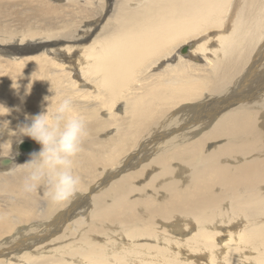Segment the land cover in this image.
<instances>
[{
  "label": "bare ground",
  "instance_id": "bare-ground-1",
  "mask_svg": "<svg viewBox=\"0 0 264 264\" xmlns=\"http://www.w3.org/2000/svg\"><path fill=\"white\" fill-rule=\"evenodd\" d=\"M77 3V15L86 6L95 18L85 34L45 36L81 51H40L58 73L49 113L68 82L87 125L77 192L56 205L43 185L23 190L25 170L0 180L16 199L15 219L0 210V239L35 227L21 239L29 251L19 249L20 263L0 264H264V0H117L96 37L109 4L96 16L93 0ZM42 96L28 101L27 117L46 109ZM23 140L0 171L30 160Z\"/></svg>",
  "mask_w": 264,
  "mask_h": 264
},
{
  "label": "rangeland",
  "instance_id": "rangeland-1",
  "mask_svg": "<svg viewBox=\"0 0 264 264\" xmlns=\"http://www.w3.org/2000/svg\"><path fill=\"white\" fill-rule=\"evenodd\" d=\"M116 1L117 0H93V3L95 4L90 7V11L92 10L94 15L96 13V16L99 15L102 8H105V4L110 5L107 6V10H104L105 17L102 23L97 27L96 31L94 32V37L100 34L102 28L104 27L103 25H106V22H108L110 17L113 15L114 10L116 9L114 7L116 6ZM75 2L72 3L70 2V0H41L40 2L39 0H0V135H2L3 132H6V134H8V141L6 142L7 145L0 147L2 148V150H0V158L7 157L12 152L14 144L19 142L20 140L31 139L26 136H21L19 130V127L25 124H30L31 122L29 119L26 118V114L29 111V108L26 106V104H28V101L37 97H41L42 95L43 99L45 97H49V101H45L44 99L45 102H43L45 103L46 108L53 102L52 100L55 98V93L60 88L59 86H57V90H55L53 93L52 91L48 92L49 90L47 88L51 87V85H53V82L55 81V78H53V76L58 73L52 74V72H55V68L50 69V65H48L49 63L46 61L45 56H42L41 52L44 51L45 48H58L62 45L68 44L78 45V47H75L73 49L72 53L81 51L79 47L83 44L79 45L80 42L63 41L58 42L57 44V42H54V38H47L45 36L51 35V33H55L57 31L58 34H65L70 30L75 31V37L83 36L85 34L84 32L92 26L90 25V23H94L95 18L90 17L87 19L86 6L82 7V13L77 15L75 12L77 8L79 9V4L77 3V0H75ZM53 7H55L54 12ZM44 9H46V12L44 11ZM75 16H82L83 19L81 20L80 17L77 19L75 18ZM5 32H7L10 37L9 35L8 37L4 35ZM1 34L3 35L1 36ZM92 39L90 41H93ZM40 43L44 44L43 46H41V48L39 46ZM20 48L36 49L35 51L24 52L16 57L12 52ZM49 56H52V54ZM14 57L15 60L13 59ZM50 58L51 57H48V59ZM41 67H44V69H41ZM50 70L51 72H49ZM43 73L49 75L50 77L44 76L45 74ZM67 83L68 82H65V84H63V86L65 87L62 88L63 94H61L58 102L62 101L65 97H70V92L65 93L66 86L68 87ZM40 92L43 93L40 95ZM29 112L31 113V111ZM202 114H205V112H203ZM191 116L193 117L195 116V114H191ZM155 138H157V135H155V137H152L150 140L154 141ZM23 141L33 142L32 140ZM30 158L31 157H29L28 159ZM28 161L29 160H27V162ZM132 168L134 167H131V169ZM123 170L128 171L130 170V167H125ZM21 171H24V169L21 168L20 170H17V167L10 169V171H0V180H7L9 178H13L14 176H16L15 174L17 172ZM3 185L5 184H1L0 187H2ZM37 191L38 189L34 190L33 192L36 194ZM2 198H4V200ZM2 200L6 202H3ZM15 200V197H11L8 194H5L4 192L0 191V210L6 213L9 212L8 216L11 219L16 218V215L13 212H10V204H12ZM186 225L187 224L182 226ZM48 227L49 226H41L39 227V230L37 232H44ZM32 228L34 229L35 227L30 226L27 229H23V225H17L12 232L14 235L10 241L6 242V240L9 239L10 236H7L6 238H1L0 243H4L2 249L6 251L0 253V259H11L13 260V263H20L19 261L14 259L19 258V252L23 253V251H29L26 248L25 243L20 242L22 241L21 239H23L24 236L30 235V231ZM224 234L226 235V233ZM225 235L221 236L222 238L224 237L223 239H221L222 241H224L225 238L227 240V236ZM222 241H220V243ZM105 242L106 241L104 240V242L102 243L104 244ZM144 242L155 244L153 241L143 240L140 241L139 244H145ZM19 249H23V251H19Z\"/></svg>",
  "mask_w": 264,
  "mask_h": 264
},
{
  "label": "clouds",
  "instance_id": "clouds-1",
  "mask_svg": "<svg viewBox=\"0 0 264 264\" xmlns=\"http://www.w3.org/2000/svg\"><path fill=\"white\" fill-rule=\"evenodd\" d=\"M44 99L49 101V97ZM48 107L39 114L27 117L30 124L19 127L21 136L31 138L41 145V149L18 167L25 170L23 190L26 193L43 185L46 188L45 197L51 203L60 205L77 192L79 178L73 172L74 158L89 133L85 120L75 114L71 97H65L51 113Z\"/></svg>",
  "mask_w": 264,
  "mask_h": 264
},
{
  "label": "water",
  "instance_id": "water-1",
  "mask_svg": "<svg viewBox=\"0 0 264 264\" xmlns=\"http://www.w3.org/2000/svg\"><path fill=\"white\" fill-rule=\"evenodd\" d=\"M183 53H186V50L182 51ZM18 149L23 154H31L36 150L35 143L31 141H23L18 145ZM5 164L8 166L9 162L5 160ZM1 167V165H0Z\"/></svg>",
  "mask_w": 264,
  "mask_h": 264
}]
</instances>
